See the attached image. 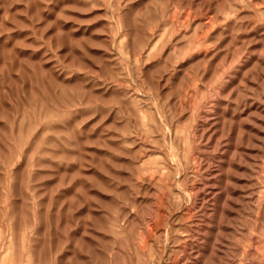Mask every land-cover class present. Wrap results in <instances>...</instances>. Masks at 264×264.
<instances>
[{
	"label": "rangeland",
	"instance_id": "obj_1",
	"mask_svg": "<svg viewBox=\"0 0 264 264\" xmlns=\"http://www.w3.org/2000/svg\"><path fill=\"white\" fill-rule=\"evenodd\" d=\"M0 264H264V0H0Z\"/></svg>",
	"mask_w": 264,
	"mask_h": 264
}]
</instances>
